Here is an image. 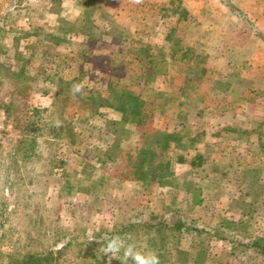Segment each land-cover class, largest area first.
Listing matches in <instances>:
<instances>
[{"label": "rangeland", "instance_id": "obj_1", "mask_svg": "<svg viewBox=\"0 0 264 264\" xmlns=\"http://www.w3.org/2000/svg\"><path fill=\"white\" fill-rule=\"evenodd\" d=\"M10 1L0 0V12ZM201 1L202 12L193 14L194 0H94L92 4L88 0H20L19 25L24 28L54 31L58 18L75 22L84 8L89 20L76 23L73 32L77 33L66 34L70 40L43 43L47 52L43 59L24 66L11 62L15 73L31 75L50 67L67 80L77 76L74 83H85L83 97L86 89L107 97L110 86L141 93L146 113L141 129L148 133L175 131L180 140L161 152L170 161L163 172L166 184L118 180L114 165L104 166L98 159L95 168L87 152L91 145L100 144L99 151L92 153L104 156L111 145L107 151L113 157L118 158L121 151L133 157L143 146L142 138L135 126L115 125L119 113L102 107L92 121L98 128L94 136L81 133L73 145L68 139L51 142L48 137L52 144L35 147L40 160L54 153L66 159L69 183H65L60 171L49 175L48 161L23 167L19 149L23 145L19 143H28L24 127L34 107L42 109L33 117L40 124L54 119L56 123L67 120L75 127L86 125L84 108L76 105L79 100L72 92L74 83L69 86L71 100L60 114L48 109L56 90L49 81L48 86L42 85L44 92L23 94L8 116L0 111V199L4 197L8 213L0 219L2 254L16 253L27 242L33 251L64 249L53 264H101L107 262L101 248L85 242L98 229L119 228L136 210L145 217L152 212L161 218L175 214L187 221L194 219L195 224L212 226L218 235L233 233L244 243L238 248L245 253L230 259L264 264L246 242L255 236L264 238V30L249 7L242 6V0ZM182 9L185 12L176 14ZM122 38L123 43L119 42ZM182 46L191 50L180 60ZM172 52L178 58H171ZM2 58L3 68L8 67L12 60L0 55ZM150 60L152 80H148ZM7 83L4 78L0 85L5 102L10 100ZM38 139L42 141V136ZM154 142L153 138L148 144ZM196 153L206 159L202 172L176 161L178 155L189 160ZM235 154L237 160H231ZM224 169L228 171L225 176ZM252 179L255 182L250 184ZM239 194L244 196L239 198L240 205L232 207ZM224 206L231 213L222 212ZM197 243L178 231L168 233L163 243L167 248L162 249L173 256L160 258L161 264H208V253ZM215 250L225 253L220 245Z\"/></svg>", "mask_w": 264, "mask_h": 264}, {"label": "trees", "instance_id": "obj_2", "mask_svg": "<svg viewBox=\"0 0 264 264\" xmlns=\"http://www.w3.org/2000/svg\"><path fill=\"white\" fill-rule=\"evenodd\" d=\"M19 2L20 0H11L3 7L2 11L0 12V55L4 56L8 60H12H9L10 62H8V67L3 68L1 62L3 58L0 59V73L3 72L4 74H1V77L2 75L5 76L4 78L8 80L7 84L10 86L6 92V94H10V100L5 102L3 100V96H0V111L4 112V114L8 116L11 111L16 110V103H18L23 94H26L30 90L44 92L45 88L42 87V85L45 84L48 86L49 81V83L54 85L56 90L52 102L50 105H48L50 106L48 109L53 108V114L56 112H58L57 114H60V112L64 109L65 104L71 100V91L69 86L74 83L76 79L78 80L77 76L67 80L60 74V72L57 70L55 71L54 68L51 69L50 67V69L48 68L47 70V68H44L43 70L36 72V74L25 75L21 72L15 73L12 69V66L13 64L24 66L25 63L31 64L33 60L43 59V55L47 54L46 48L42 49L43 43L46 44L48 42H52L53 44H58L61 40L66 38L67 33L70 32L67 36L72 34L76 23H80L82 21H85L86 23L88 22L89 18L86 8L82 10L77 21L70 22L65 19L58 18L57 23L59 25H57L56 28H54L55 26L53 27L55 29L54 31L46 30V32H41L40 28L38 30H33V28H24V26L19 25V22L21 23L22 20V17L19 15L23 11L21 10L23 3H20V5ZM93 2L94 0H88V4H92ZM83 5L84 7H87L86 3H83ZM181 11H183V9L178 11L176 14H179ZM60 22H65L67 27L61 26ZM77 26V30L81 32L82 28L80 27V24H77ZM74 32H76V30ZM30 36H34L35 41L29 42L28 38ZM167 37L168 36H166V38ZM66 39L70 40V37H67ZM124 39L125 38H122V41L119 42H125ZM38 49H41V52ZM28 50H30V52H28ZM179 50V58L180 60H183L187 58L188 51L191 49L187 48L186 46H182ZM174 53L175 52H172L169 56L173 59L178 58ZM8 55L11 56L12 59L7 57ZM25 56H27V62L25 61ZM193 58L195 59L197 56H194ZM11 62L14 63L12 64ZM149 63L150 72L148 74V80H152L154 72L151 63H153V60H150ZM1 77L0 85H2L4 80V78ZM86 92L87 95L85 97H83L81 93L76 94V97L79 100L76 105L84 108L83 112L86 116L84 119L86 125L84 127L78 125L75 127L72 123H66L68 122L67 120H65L66 122L60 121L56 123L54 119H50L47 122L40 124L35 119H33V117L42 109H40V107H34L31 115L29 116V120L26 121L24 127V131L27 132L26 135L29 137L27 140L28 143L27 145L23 144L25 141H20L19 143L23 145V150L21 147L19 148L20 152L23 153V160L21 161L23 167L32 166V164H35L36 162L45 164V162L48 161L46 166L50 167L48 172L49 175L52 174V172L58 170L61 172L62 176L65 177V183H69V176L67 177L66 171V159L62 157H56L54 153L51 155V157L48 154L49 157H45L44 159L40 160V153L37 152L35 147H37L38 143H45V145L52 144L49 142L50 138L48 137H51V142H55L58 139H68V142L73 145V143L76 142L75 137L79 136L81 133H87L90 137L94 136L95 133L93 132L98 131V128L94 126L92 121H95V119L99 117L100 108L106 107L111 108L112 110L119 113V118L114 121L115 125L120 123H128L132 126H135L139 132V137L142 138L143 146L136 149V152L133 153V157L128 152L121 151V154L118 156V158H116L111 154H108L110 152L107 150L108 148H112L111 145L106 147L107 149L105 151L106 153H104V156L98 155L97 157L95 154L96 157H94L92 152L97 150L99 151L101 145H91V148L93 149L90 148V151H88L87 154L89 158L92 157L90 159L92 160L95 168H97V164H99L97 160L101 159V163L104 166L108 163L110 165H114V177H116L118 180L142 181L147 183L156 182L160 185L166 184L168 180L164 178L163 172L170 161L167 157H164V155H162L163 153L161 154V152L169 149L172 144H176L180 140L178 132L164 131L163 133H148L141 129V127L144 126V122L146 120L144 108L145 101L142 99L141 93H136L125 87L116 88L113 86L109 87L107 97L103 96L101 92L94 89H86ZM47 134H51V136H48ZM39 136H42V141H39ZM153 138L155 142L152 143V145L148 144L149 140ZM245 146L248 147L249 143L246 142ZM115 148H120L119 144H116ZM79 154L80 153H78V155ZM125 154L127 155L125 156ZM238 156V154L231 155L230 159L237 160ZM176 161L187 162V165L192 170L195 172H202L201 170L204 167V162L206 159L201 154L196 153L189 160L185 159L182 155H178L176 157ZM27 172L29 171H25V173ZM227 172L228 171L224 169L222 171L223 176H225ZM8 175L9 171L6 172L7 177ZM32 176L33 175H31V177ZM254 182L255 181L252 179L250 184ZM188 190L191 191L190 186H188ZM192 193L194 194V191H192ZM197 195V203L200 204L202 203V199L199 198V193ZM243 197L244 196L240 194L238 195V198L234 200L232 197V199H230L233 200L232 207H238L240 205L239 198ZM3 198L4 197L0 199V219L5 217V215H8L6 210L7 204ZM222 212H226L227 214L231 213V211L229 212V208L227 206H224ZM174 215H170V217L167 216L170 220L172 219L169 221L167 217L161 218V216H157L152 212L148 213V217H145L143 214L137 213V211L134 210L131 215L124 218L119 228L111 227L110 229L105 228L104 230L103 228L98 229L97 231L93 232L91 239H87L88 242L86 241L85 243L94 244L95 247L100 249L106 237H111L115 234H129L132 236L133 233L137 232L132 237L137 241L141 248L145 250H155L158 253L159 258H164L166 255L173 256L172 254L166 253L165 250L167 247L163 245V243L168 239V233L170 234L172 231H178L181 237L183 234H185L191 236L193 240L195 239L199 241L197 246L200 247L201 250L208 253L209 264H224L225 262L230 264H245V261H242L239 258V260L230 259V257L232 258L234 255L236 256L240 253L243 255L245 253L241 252V250L238 248L239 244L243 246L244 243H242L240 239L238 240L233 235V233H231V235L229 234L228 236L218 235L215 232L216 230L212 229V226L198 225L194 223V219L187 221L186 219L175 217ZM236 221L239 223L243 222L242 219H237ZM26 236L29 237L27 234ZM225 236H227V239ZM246 242H249L248 248L251 249L252 253L256 254L257 256L259 255L264 259L263 237L255 236V238L248 239ZM26 243L27 242H24L22 246L20 244V247L16 253L10 252L2 254L0 251V264H53L55 256L59 255L64 250L43 249L41 251H33V249ZM190 243L193 244L192 242ZM67 244H69V242ZM67 244L65 245L67 246ZM215 245L223 246L225 253L223 254L219 251H216ZM174 249V251L177 252L178 245L174 246ZM176 262L179 263L178 261ZM181 263L195 264L192 262ZM101 264H107V262L103 261ZM112 264H120V262L118 260H113Z\"/></svg>", "mask_w": 264, "mask_h": 264}, {"label": "clouds", "instance_id": "obj_3", "mask_svg": "<svg viewBox=\"0 0 264 264\" xmlns=\"http://www.w3.org/2000/svg\"><path fill=\"white\" fill-rule=\"evenodd\" d=\"M85 87L83 81L72 85L73 94L82 93ZM103 256L107 257V264L118 260L120 264H161L155 250L141 248L137 241L129 234H115L106 237L101 245Z\"/></svg>", "mask_w": 264, "mask_h": 264}, {"label": "crops", "instance_id": "obj_4", "mask_svg": "<svg viewBox=\"0 0 264 264\" xmlns=\"http://www.w3.org/2000/svg\"><path fill=\"white\" fill-rule=\"evenodd\" d=\"M242 1H243L242 6L249 7V9L251 10V14H254L256 17H258L257 22L262 24L261 27L264 30V3H259V0H242ZM262 2H264V0H262ZM194 3L196 4V8L191 7L190 10L193 12V14H199L200 12H202V8L204 6L203 2L201 0H197V1L194 0ZM195 9L197 13H195ZM257 9H259L260 11L258 12ZM248 16L250 17L252 22L253 20H255V19H252L250 14H248Z\"/></svg>", "mask_w": 264, "mask_h": 264}]
</instances>
